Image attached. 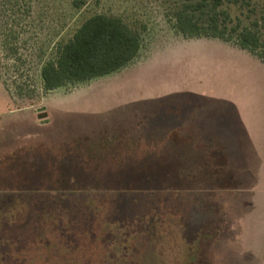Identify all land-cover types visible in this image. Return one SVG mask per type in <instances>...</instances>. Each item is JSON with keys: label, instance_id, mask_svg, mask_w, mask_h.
I'll return each mask as SVG.
<instances>
[{"label": "rangeland", "instance_id": "1", "mask_svg": "<svg viewBox=\"0 0 264 264\" xmlns=\"http://www.w3.org/2000/svg\"><path fill=\"white\" fill-rule=\"evenodd\" d=\"M185 1L0 0V264H264V0H223L258 53L185 36ZM97 14L140 31L139 56L47 91L43 66ZM174 102L243 121L244 155L232 138L173 166L177 125L144 112Z\"/></svg>", "mask_w": 264, "mask_h": 264}, {"label": "trees", "instance_id": "2", "mask_svg": "<svg viewBox=\"0 0 264 264\" xmlns=\"http://www.w3.org/2000/svg\"><path fill=\"white\" fill-rule=\"evenodd\" d=\"M223 5V0H186L175 13L176 26L187 37L237 40L242 49L258 53L263 45L259 34L240 25L231 27ZM141 47V32L122 18L94 15L43 66L44 88L54 91L119 72L139 56Z\"/></svg>", "mask_w": 264, "mask_h": 264}, {"label": "crops", "instance_id": "3", "mask_svg": "<svg viewBox=\"0 0 264 264\" xmlns=\"http://www.w3.org/2000/svg\"><path fill=\"white\" fill-rule=\"evenodd\" d=\"M199 103L202 102H190V106H185L184 108L183 104L174 102L172 106L177 107L176 112H171L160 118L156 116L157 114L154 111L150 112L144 109V113H146L150 120L157 119L156 121L159 123V121H164L165 119L172 121V124L175 126L177 125V130L175 128L176 131L174 132L175 137L172 141L171 157L173 166L181 165L182 161L187 162L189 165L192 163L205 164L206 157L209 156V153L215 156L213 152L215 142L219 141L222 144L223 141H227V139L231 140L232 138H234L232 140L236 139V142H240L239 146L241 149L237 148V151H239L238 154L244 155L242 148L245 141V136L242 132V127L245 125L244 122L222 123V120L219 118L204 117L207 115V109H202V105ZM210 105L207 104L205 107L209 108L208 106ZM191 108L193 110H190ZM210 111H213V108H210ZM176 137L185 138V144H180ZM176 169L175 171H177ZM194 179L192 178L189 182L196 181ZM194 187L197 188L200 186L197 184Z\"/></svg>", "mask_w": 264, "mask_h": 264}]
</instances>
